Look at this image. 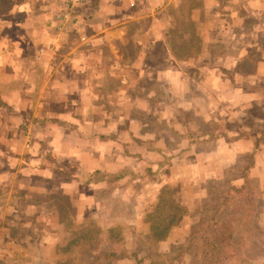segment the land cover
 Returning <instances> with one entry per match:
<instances>
[{
  "label": "crops",
  "instance_id": "obj_1",
  "mask_svg": "<svg viewBox=\"0 0 264 264\" xmlns=\"http://www.w3.org/2000/svg\"><path fill=\"white\" fill-rule=\"evenodd\" d=\"M223 1L95 0L94 9L66 28L59 13L43 6L44 1L34 11L43 23L27 28L28 37H33V44L27 46L31 60L27 65H20L18 59L25 52L22 41L8 39L0 29L2 40L8 39L0 40V244L9 238L7 228L20 213L33 212L28 203L33 204L29 195L35 190L52 192L54 185L62 195L77 196L83 189L95 190L98 170L126 172L134 161L148 162L145 154L157 145L147 142L143 133L151 132V125L137 115L172 116L178 107H195L191 78L183 77L184 67L169 40L173 22L179 20L177 6L187 5L182 19L189 20L190 26L202 23V44L208 48L216 34L213 19L220 22L217 33H228L223 21L231 16L214 9H220ZM162 51L166 58L156 62ZM243 57H229L234 59L230 65L218 68L238 71ZM155 67H160L156 74L149 70ZM202 69H207L204 79H221L210 76L209 64ZM243 75L252 82L264 77V60L254 64V73ZM148 81L153 86L146 87ZM239 96L251 100L255 93ZM219 99L227 96L220 93ZM248 133L229 145L254 148L259 132ZM39 147L41 151H34ZM136 147L139 155L132 151ZM254 158L264 170L262 145ZM255 165L251 175L264 179V172L253 174ZM68 171L71 174L65 175Z\"/></svg>",
  "mask_w": 264,
  "mask_h": 264
},
{
  "label": "rangeland",
  "instance_id": "obj_2",
  "mask_svg": "<svg viewBox=\"0 0 264 264\" xmlns=\"http://www.w3.org/2000/svg\"><path fill=\"white\" fill-rule=\"evenodd\" d=\"M44 1L48 3L43 5ZM42 5L50 7L56 15L59 13L58 16L63 11L62 0H21L19 7L13 10L16 11L14 14L0 17L1 32L8 39L15 37L22 41L25 46L23 56L18 57L20 65L31 61L27 46L33 44L30 43L33 37H28L27 28L43 23L41 19L38 22L34 14ZM94 5L95 0L83 13H89ZM186 6L185 3L178 4L176 15L179 20L173 22L174 33L169 40L175 51L173 55L176 54L179 65L184 67L183 77L191 78L195 107H178L177 114L172 116H168L169 113L167 116L139 113L138 118L151 125V132L143 134L147 142L157 145L156 149L145 154L147 163L134 161L126 172L119 170L106 174L98 170V174L105 178L95 184L93 192L83 189L77 196L62 195L54 185L51 186L52 192H32L29 201L33 204H28L32 205L33 212L24 211L15 218L14 225L9 224L10 235L0 244V253L11 256L31 254L34 258L54 262L65 257L63 249L74 237L73 226L93 220L102 230L100 245L114 244L128 253L136 251L141 259L140 263L133 259L126 264L191 263L190 254L177 258L174 247L187 243L191 229L204 213L206 204L220 200L224 195L227 184L213 181L237 177L231 182L240 186L243 179L238 176L242 173V166L247 163H251V167L255 165V154L261 145L264 147V77L252 82L243 75L254 73V64L264 60V0H224L219 5L220 9L215 7V13L230 15L231 18L223 21L225 32H228L226 36L217 33L220 24L217 18L212 20L211 26L216 29V34L208 48L202 44V23L194 27L190 26L189 20L182 19L186 17ZM77 21L70 23L71 20H64L65 28L76 25ZM2 38L0 35V40ZM7 43L11 45V42ZM204 46L205 53L202 51ZM226 46L228 48H224ZM242 54L239 73L235 68H218V65H230L234 59L229 57ZM162 57L166 58L164 51L156 62ZM204 64L210 65L211 77L219 76L221 79H204L207 71L202 69ZM159 69L149 70L156 74ZM153 83L148 81L146 87L153 86ZM220 93L227 99L220 100ZM241 93H255V96L251 100H243L245 96L238 97ZM206 115H211V118ZM248 131L259 132L255 133L260 139L254 148L246 144L229 145L228 142L248 135ZM38 150L41 148L34 149ZM132 151L139 155L138 147ZM262 166L255 165L252 173L262 174ZM120 173H125V176L106 178ZM259 180L263 197L260 221L264 226V179ZM77 200L79 204H76ZM36 204H43V207L37 209ZM160 231H165V234L159 236ZM9 239L15 242L10 243Z\"/></svg>",
  "mask_w": 264,
  "mask_h": 264
},
{
  "label": "trees",
  "instance_id": "obj_3",
  "mask_svg": "<svg viewBox=\"0 0 264 264\" xmlns=\"http://www.w3.org/2000/svg\"><path fill=\"white\" fill-rule=\"evenodd\" d=\"M20 2L0 0V17L14 14L16 11L13 10L19 7ZM64 12L59 15L61 24H64ZM250 167L251 163L242 166V173L238 176L243 179L240 186L231 182L237 177L213 181L227 184L224 195L220 200L206 204L204 213L191 229L187 243L174 247L177 258L190 254V264H264V226L260 221L262 188L260 180L251 175ZM108 176V180L118 179L125 173ZM103 178L97 174V179ZM73 228L74 237L63 249L65 257L51 262L34 258L31 254L11 256L0 253V264H126L133 259L141 262L136 251L128 253L114 244L100 245L102 230L96 227L95 221L75 224ZM109 231L114 232L113 229ZM159 234L163 236L165 231Z\"/></svg>",
  "mask_w": 264,
  "mask_h": 264
},
{
  "label": "built area",
  "instance_id": "obj_4",
  "mask_svg": "<svg viewBox=\"0 0 264 264\" xmlns=\"http://www.w3.org/2000/svg\"><path fill=\"white\" fill-rule=\"evenodd\" d=\"M93 2L94 0H62L63 10L65 11L64 20L76 21L89 6H92Z\"/></svg>",
  "mask_w": 264,
  "mask_h": 264
}]
</instances>
